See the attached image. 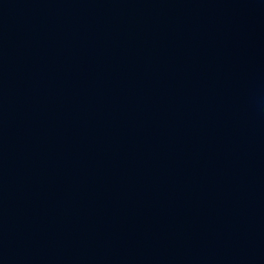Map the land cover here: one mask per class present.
<instances>
[{"label": "water", "instance_id": "obj_1", "mask_svg": "<svg viewBox=\"0 0 264 264\" xmlns=\"http://www.w3.org/2000/svg\"><path fill=\"white\" fill-rule=\"evenodd\" d=\"M0 264H264V0H0Z\"/></svg>", "mask_w": 264, "mask_h": 264}]
</instances>
